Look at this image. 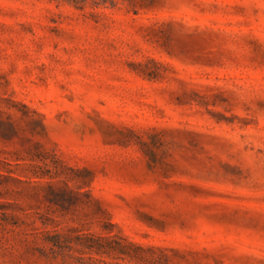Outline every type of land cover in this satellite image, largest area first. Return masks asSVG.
Returning a JSON list of instances; mask_svg holds the SVG:
<instances>
[{"label": "rangeland", "instance_id": "rangeland-1", "mask_svg": "<svg viewBox=\"0 0 264 264\" xmlns=\"http://www.w3.org/2000/svg\"><path fill=\"white\" fill-rule=\"evenodd\" d=\"M0 264H264V0H0Z\"/></svg>", "mask_w": 264, "mask_h": 264}]
</instances>
